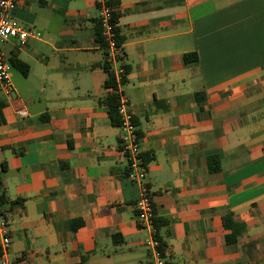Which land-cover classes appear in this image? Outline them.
Here are the masks:
<instances>
[{
    "label": "crops",
    "instance_id": "crops-1",
    "mask_svg": "<svg viewBox=\"0 0 264 264\" xmlns=\"http://www.w3.org/2000/svg\"><path fill=\"white\" fill-rule=\"evenodd\" d=\"M97 1L17 0L11 12L41 34L1 47L28 67L0 98L2 210L20 264H152L103 104ZM116 11L122 92L154 219L167 222L164 264H264V0H118Z\"/></svg>",
    "mask_w": 264,
    "mask_h": 264
},
{
    "label": "built area",
    "instance_id": "built-area-1",
    "mask_svg": "<svg viewBox=\"0 0 264 264\" xmlns=\"http://www.w3.org/2000/svg\"><path fill=\"white\" fill-rule=\"evenodd\" d=\"M17 0H0V90L5 97L13 93L10 65L1 54L4 43L15 40L25 44L31 40H38L40 32L32 28H26L11 17V12ZM98 22L101 29V37L104 43V60L109 65V72L113 77V87L107 90V94L117 97L116 112L119 118L118 127L121 130L119 137L120 151L124 155L127 164V179L134 184L138 190L135 201V212L138 224L150 232L146 246L150 249L152 264H164L159 251V242L154 238L155 229L153 220L155 218L152 205V193L147 185V168L141 158L139 137L136 126L129 111L128 99L122 92L126 71L121 63V50L116 41L115 27L112 19V10L107 0L97 1ZM113 65L115 68L113 69ZM20 117L27 116L25 111H19ZM2 193L0 192V264H20L10 259L8 247L10 243L8 218L2 210Z\"/></svg>",
    "mask_w": 264,
    "mask_h": 264
},
{
    "label": "trees",
    "instance_id": "trees-1",
    "mask_svg": "<svg viewBox=\"0 0 264 264\" xmlns=\"http://www.w3.org/2000/svg\"><path fill=\"white\" fill-rule=\"evenodd\" d=\"M107 4L110 6V8L112 10L113 23L116 25L117 18H118V14H117V11H116L118 0H107ZM115 33H116L117 44L120 46L121 43H122V39H121V37L118 34L117 27H115ZM96 39H97L98 43L100 44V46H101V48L103 50V53L105 55L106 52H105L104 43H103V40H102V37H101V29H100L99 22H98V26H97V29H96ZM183 61L184 62L196 61V55L195 54L184 55L183 56ZM9 64H10V66L12 68L18 70L23 76L26 75L28 67H27V65L25 63L21 62L18 59H11V60H9ZM102 69L107 74V78H106V80L104 82V88L108 89L110 87H113L114 86L113 77H112V74L109 72V65H107L106 62H104L102 64ZM103 104L107 107V114H108V117L110 119L111 125L115 126V127L118 126L119 118H118V115H117V112H116L117 97H115L113 95H110V94H107L105 96L104 100H103ZM0 122H1V119H0ZM208 169H209V171H212V172H215V171H217L219 169V167H218V159L216 157L208 159ZM2 200H3V195H2ZM229 220H230L229 217L224 218V225L226 227H230ZM166 224H167V222L165 220H156V219L153 220V227L155 229L154 238L159 242L160 254H163V252L165 250V247H164L163 243L160 241L159 236L157 234V231L161 227L165 226Z\"/></svg>",
    "mask_w": 264,
    "mask_h": 264
},
{
    "label": "rangeland",
    "instance_id": "rangeland-1",
    "mask_svg": "<svg viewBox=\"0 0 264 264\" xmlns=\"http://www.w3.org/2000/svg\"><path fill=\"white\" fill-rule=\"evenodd\" d=\"M10 73H11V80H12V82H15L16 81L15 80L16 78H17L18 81H22L23 80L22 74L18 70H16V69H14V68L11 67ZM3 96L4 95H3V93L0 90V98H2Z\"/></svg>",
    "mask_w": 264,
    "mask_h": 264
}]
</instances>
